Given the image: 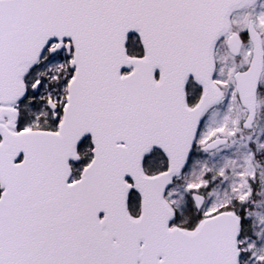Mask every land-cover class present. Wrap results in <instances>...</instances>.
<instances>
[{
  "label": "snow or ice",
  "instance_id": "snow-or-ice-1",
  "mask_svg": "<svg viewBox=\"0 0 264 264\" xmlns=\"http://www.w3.org/2000/svg\"><path fill=\"white\" fill-rule=\"evenodd\" d=\"M0 264H264V0H0Z\"/></svg>",
  "mask_w": 264,
  "mask_h": 264
}]
</instances>
